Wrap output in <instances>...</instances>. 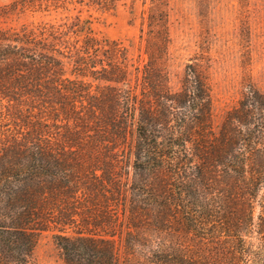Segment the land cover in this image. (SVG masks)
I'll use <instances>...</instances> for the list:
<instances>
[{"label":"trees","instance_id":"16d2710c","mask_svg":"<svg viewBox=\"0 0 264 264\" xmlns=\"http://www.w3.org/2000/svg\"><path fill=\"white\" fill-rule=\"evenodd\" d=\"M74 1L112 11L121 0L38 5L51 10ZM67 23L0 29V105L33 111L60 104L66 119L80 120L77 105L87 100L114 138L126 143L136 127L129 152L141 179L123 186L108 170L98 175L91 168L89 178L102 185L89 187L81 157L28 132L24 143L0 152V264H32L37 234L51 226L67 264H119L113 241L75 226L81 194L90 191L108 194L129 213L131 250L143 245L132 237L153 230L158 250L149 253L156 264H264V93L250 87L215 133L204 77L188 65L181 90L171 92L154 70L168 41L165 9L150 15L157 45L143 69L121 43L95 37L81 15ZM64 59L75 79L67 76ZM132 75L143 83L141 99L127 87ZM94 82L103 84L97 95Z\"/></svg>","mask_w":264,"mask_h":264},{"label":"rangeland","instance_id":"374dc122","mask_svg":"<svg viewBox=\"0 0 264 264\" xmlns=\"http://www.w3.org/2000/svg\"><path fill=\"white\" fill-rule=\"evenodd\" d=\"M38 1L0 0V29H19L22 25L40 22L56 26L68 22V26L81 15L83 20L90 22L95 37L121 43L127 49L131 63L141 69L150 60L146 53L149 49L155 53L157 45L155 30L158 28L150 33V15L165 9L168 41L163 57L154 62V70L161 73L163 84L171 92L181 90L188 65L204 77L212 99L215 133L250 87L264 93V0H160L163 6L158 0H121L112 11L76 1L66 4L65 8L44 10L39 8ZM67 26H63L66 31ZM64 61L67 76L75 79L71 61ZM98 85L102 87L103 84L93 83V94H98ZM127 87L135 91L139 99L144 96L143 83L136 80V75L131 76ZM84 103L77 105L80 120H68L65 108L60 104L37 106L32 111L25 104L9 106L5 102L0 105V152L24 143L29 137L27 133L31 132L30 139H44L52 149L73 152L81 157L89 187L92 185L98 190L102 185L89 178L91 168L98 169V175H102L104 169L108 170L113 183L119 180L123 186L131 185L136 178L141 179L135 176L129 152V144L136 138V127L131 129L126 143L120 141L112 136L109 126L101 124L100 111L88 105L87 100ZM105 184L112 185L107 181ZM77 207L79 214H74L75 226L88 227L97 236L113 241L119 264H156L149 252L158 250V242L155 243L158 236L150 228L142 230L132 239L141 240L143 245L131 250L127 244L129 213H124L123 206L114 203L108 194L84 192ZM260 210L257 204L256 218ZM77 227L73 225L68 233L74 234ZM57 234L58 229L54 226L37 234L32 264H67L63 250L55 240Z\"/></svg>","mask_w":264,"mask_h":264}]
</instances>
